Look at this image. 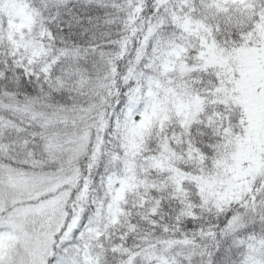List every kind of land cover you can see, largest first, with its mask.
I'll return each mask as SVG.
<instances>
[{
    "label": "snow or ice",
    "instance_id": "obj_1",
    "mask_svg": "<svg viewBox=\"0 0 264 264\" xmlns=\"http://www.w3.org/2000/svg\"><path fill=\"white\" fill-rule=\"evenodd\" d=\"M0 264H264V0H0Z\"/></svg>",
    "mask_w": 264,
    "mask_h": 264
}]
</instances>
